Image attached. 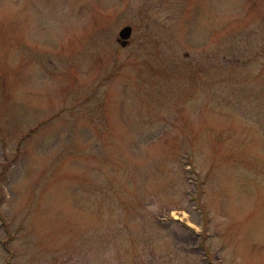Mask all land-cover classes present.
<instances>
[{
  "label": "rangeland",
  "instance_id": "1",
  "mask_svg": "<svg viewBox=\"0 0 264 264\" xmlns=\"http://www.w3.org/2000/svg\"><path fill=\"white\" fill-rule=\"evenodd\" d=\"M0 264H264V0H0Z\"/></svg>",
  "mask_w": 264,
  "mask_h": 264
},
{
  "label": "water",
  "instance_id": "2",
  "mask_svg": "<svg viewBox=\"0 0 264 264\" xmlns=\"http://www.w3.org/2000/svg\"><path fill=\"white\" fill-rule=\"evenodd\" d=\"M131 27L130 26H124L121 28V30L119 31L118 35V39L117 41L119 42V44L124 47L128 44L129 38L131 36Z\"/></svg>",
  "mask_w": 264,
  "mask_h": 264
}]
</instances>
